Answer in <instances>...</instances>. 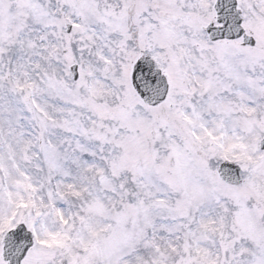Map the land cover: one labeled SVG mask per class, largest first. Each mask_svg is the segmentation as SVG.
Wrapping results in <instances>:
<instances>
[{
    "label": "snow or ice",
    "instance_id": "1",
    "mask_svg": "<svg viewBox=\"0 0 264 264\" xmlns=\"http://www.w3.org/2000/svg\"><path fill=\"white\" fill-rule=\"evenodd\" d=\"M0 264H264V0H0Z\"/></svg>",
    "mask_w": 264,
    "mask_h": 264
}]
</instances>
